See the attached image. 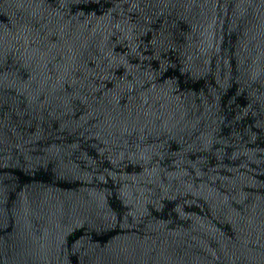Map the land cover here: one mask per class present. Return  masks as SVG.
Returning a JSON list of instances; mask_svg holds the SVG:
<instances>
[{"label": "water", "instance_id": "1", "mask_svg": "<svg viewBox=\"0 0 264 264\" xmlns=\"http://www.w3.org/2000/svg\"><path fill=\"white\" fill-rule=\"evenodd\" d=\"M0 264H264V0H0Z\"/></svg>", "mask_w": 264, "mask_h": 264}]
</instances>
